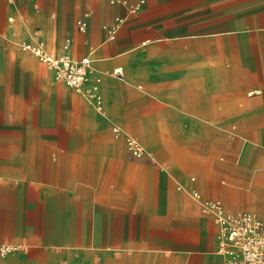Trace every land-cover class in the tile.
<instances>
[{
    "label": "crops",
    "instance_id": "crops-1",
    "mask_svg": "<svg viewBox=\"0 0 264 264\" xmlns=\"http://www.w3.org/2000/svg\"><path fill=\"white\" fill-rule=\"evenodd\" d=\"M67 39L102 112L22 49ZM192 190L264 221V0H0V264H224Z\"/></svg>",
    "mask_w": 264,
    "mask_h": 264
},
{
    "label": "built area",
    "instance_id": "built-area-1",
    "mask_svg": "<svg viewBox=\"0 0 264 264\" xmlns=\"http://www.w3.org/2000/svg\"><path fill=\"white\" fill-rule=\"evenodd\" d=\"M111 4H121L128 14L139 12L144 0H110ZM126 18L118 16L114 23L105 25L109 40H114ZM81 32H85L88 23L80 19L76 23ZM71 40L64 44V53L55 55L48 52L43 42L37 44H24L22 49L33 54L40 62L46 64L53 72L55 80L73 88L75 92L88 99L98 112H102L103 98L100 92L101 79L95 75V67L91 57L74 59L70 53ZM116 135L123 130L113 126ZM126 145L129 152L135 157L145 155L142 144L134 137L125 134ZM192 197L200 203L202 214L210 216L219 226L218 252L224 258V264H264V221L252 212L231 214L226 212L219 201L204 199L197 190H192ZM16 250L10 244H0V257L6 256Z\"/></svg>",
    "mask_w": 264,
    "mask_h": 264
},
{
    "label": "rangeland",
    "instance_id": "rangeland-1",
    "mask_svg": "<svg viewBox=\"0 0 264 264\" xmlns=\"http://www.w3.org/2000/svg\"><path fill=\"white\" fill-rule=\"evenodd\" d=\"M263 139V138H262Z\"/></svg>",
    "mask_w": 264,
    "mask_h": 264
}]
</instances>
